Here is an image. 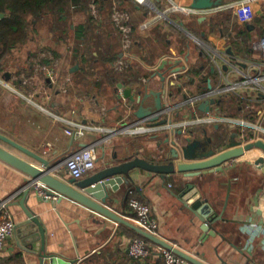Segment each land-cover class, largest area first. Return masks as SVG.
Here are the masks:
<instances>
[{"label": "crops", "instance_id": "crops-1", "mask_svg": "<svg viewBox=\"0 0 264 264\" xmlns=\"http://www.w3.org/2000/svg\"><path fill=\"white\" fill-rule=\"evenodd\" d=\"M190 1L138 4L134 0H104L101 20L93 24L90 12H79L77 6H68L62 13L45 6L36 14L19 11L12 29L4 23L0 26V134L55 163L52 175L66 182L72 178L65 170V159L88 146L95 149V167L77 181L133 157L166 164L167 137L183 146L186 138L204 143L206 138L215 141L222 134L223 140L212 143L216 149L235 133L239 138L246 134L249 141L256 137L264 140V104L260 102L264 94L260 47L264 0H221V5L206 15L173 14L144 31L136 30L156 18L165 6L189 7ZM10 5L17 4L11 0ZM110 5L128 12L134 27L128 68L113 78L106 74L110 65L105 53L109 57L117 52L118 60L123 51L117 29L105 16ZM0 14V22H6L10 10ZM46 52L53 56L43 60L53 69V80L49 70L39 68ZM234 60L241 65H235ZM252 62L254 67L249 65ZM118 84L131 88L134 102L122 97ZM159 91L166 107L161 118L169 122L132 133L133 112L140 106L137 100ZM210 98L221 102L210 105L208 113L202 112L199 107ZM152 100L150 96L145 106L152 107ZM34 103L48 106L66 121L103 130L87 129L80 138L67 136L66 123L40 112ZM177 128L183 130L181 136L173 134ZM114 129L126 132L110 135ZM105 137L109 141H104ZM245 156L244 162L224 164L220 171L190 178L177 172L134 168L128 184L119 185L115 192L109 190L112 200L105 207L142 228L128 209L130 197L140 199L148 204L158 224L154 235L205 264H264V226L260 224L264 219V173L254 164L263 152L252 150ZM26 180L21 172L0 161V221L11 220L22 230L27 216L18 202L24 198ZM187 184L194 186L190 194ZM198 198L218 217L210 223L216 232L213 236L200 230L196 212H205V206L193 210L191 205ZM24 205L39 218L44 241L38 237L26 242L23 232L14 233L0 251V264H165L157 245L149 241L150 252L145 258L131 257L129 244L139 238L132 228L67 198L44 199L34 191L29 192ZM257 225L262 226L261 231L253 228ZM32 242L38 250L31 249ZM44 253L56 258H40Z\"/></svg>", "mask_w": 264, "mask_h": 264}, {"label": "water", "instance_id": "water-1", "mask_svg": "<svg viewBox=\"0 0 264 264\" xmlns=\"http://www.w3.org/2000/svg\"><path fill=\"white\" fill-rule=\"evenodd\" d=\"M220 5L221 0H191L188 4L189 7L195 9H212L219 7ZM0 17H3V15L0 14ZM179 25L182 26L181 23H179ZM230 54L232 55V52ZM233 58L235 59L234 56ZM234 61L235 65H241L237 60ZM251 64L253 67L255 66L253 62L249 65ZM245 67L246 64L245 66L242 65V68ZM254 71L257 73V70ZM117 88L122 89L121 95L124 99L129 100L130 102L135 101L131 88H123L122 84H118ZM208 89H212L211 85H208ZM150 96H153V106L147 107L145 104L147 103V100L150 98ZM137 101L140 103V106L136 111L133 112V115L136 118V124L140 123L145 127H158L169 122L168 119L161 118V116L164 114L163 111L166 109L165 105L162 103L161 91L154 93L149 92V94H146L141 98L139 97ZM220 102L221 100L210 98L205 100L199 109L202 112L208 113L210 105H219ZM260 102L261 104H264V94L260 95ZM173 134L181 136L183 132L181 129L177 128L173 131ZM221 140H223V137L220 134L215 141L217 142ZM204 141L205 142L203 143L200 140H190L189 138H186L185 142L187 144L178 146L175 140H171L169 137H167L164 143L169 145L170 148L168 153L169 161L166 164H153L145 159L133 157L127 160V162L106 168L96 175H93L83 181H77L72 178L66 182L52 175L54 171L53 169L56 166L55 163L34 154L13 140L0 134V161L9 165L15 170H18L27 177L23 193L24 198L18 202V204L23 209L24 214L27 216L26 222H24L22 225L26 228L23 229V231L21 226H15L14 233L16 235H21L23 232L22 236L25 237L26 242H34L35 239L37 241L38 237L44 241V228L42 227L39 218L35 217L30 208L24 205V200L26 199L29 192L36 191L35 185L36 183H39L45 188L47 196L56 197L58 200L59 198H67L76 204L84 206L96 213L105 216L110 220L127 225L144 240L172 251L175 255L184 260L185 264H205L193 256L181 251L180 249L175 248L171 244H168L156 235L149 233L142 228L129 224L127 221L115 214L112 210L105 207L106 202H108V200H112L109 195V190L115 192L119 185L123 183L128 184V181L130 180L129 172L134 168H141L149 172L162 174H171L177 172L184 174L185 178H190L200 174H206L208 172L220 171L226 162L241 157L245 152L253 149H259L264 154V140L257 137L249 141L245 136L242 141L239 138V134L235 133L230 135L227 142H224V144H222V146L218 149L214 148L215 146L212 143L215 141H213L212 138H206ZM14 150L22 155L27 156L36 164H32L25 158H22L17 153H15ZM197 150L200 152L197 153ZM256 163L263 164L264 159L261 158ZM260 170L262 173H264V167H261ZM186 189L190 194L192 191H194V186L192 184H187ZM195 194L196 192L194 195ZM203 204L206 211L203 212L202 210L201 212L199 210L196 212L200 222L202 223L200 230H202L205 234L207 233L213 236L216 232L212 229L210 223L217 220L218 217L212 212V208L207 205L205 200H201L200 198H198L191 205L193 210H197ZM256 213L258 215L261 214L260 211H257ZM260 224L264 226V220H260ZM28 228H30L32 231H28ZM32 247L33 248L31 249H34L33 251L39 249V246L35 243L32 244ZM41 251H43L42 247ZM41 257L42 259L56 258L54 254L48 253H44V255L40 254V258ZM56 264H58V262Z\"/></svg>", "mask_w": 264, "mask_h": 264}, {"label": "built area", "instance_id": "built-area-1", "mask_svg": "<svg viewBox=\"0 0 264 264\" xmlns=\"http://www.w3.org/2000/svg\"><path fill=\"white\" fill-rule=\"evenodd\" d=\"M134 1L137 2L138 4H145L147 2V0H134ZM214 10H215L214 8H212V9H195V8L181 6V5H178L175 3H171L170 5L165 6L163 10L157 11L158 16L156 18L151 19V20H149L143 24L138 25L136 30L139 32L144 31L149 26L153 25L157 20H166L169 17H171L173 14H180L183 16H201V15H206L210 12H213ZM89 12H90V15L93 16V18L95 20H97V21L101 20L100 13H99V10H98V7H97V4L95 3V1H91L89 3ZM110 21L112 22V24L117 29V31L120 35L121 48L123 51V54H122L123 57L116 60L115 62H113L112 67H113V70L115 72H123L124 70H126L128 68V61H127L128 59L127 58H128L129 51H130V49L133 45V42H134V39H133L134 38V35H133L134 34V27L131 23L130 14L124 10H121L116 5L112 6V8H111ZM260 47H261V50L264 54V38L262 39V41L260 43ZM49 56L51 59L53 58V56L49 52H46L45 54L42 55V57L39 61V68H40V70H43V71L49 70L48 72L51 76L50 80H53V78H52L54 75V72H52L53 69L50 70L49 67L47 68V66L44 65V62H43L44 59H49ZM62 89L64 92H66V90L64 88H62ZM34 105H36V107L39 109L40 112L47 114L48 116H50L51 118H53L55 120L63 121L64 123H66L64 132L67 136L80 138V137H82L83 132L86 131L87 129L103 130L100 127L93 128V127L81 125L79 123H75L72 121H66L62 117H60L59 115H57L56 113L51 111L48 106L43 105V104H38V103H34ZM72 114L74 115L75 111H72ZM139 125H142V124H140V123L136 124L135 123V126H133L134 128L132 129L133 130L132 133L139 132V130H137V129H141L144 131L145 128L146 129L157 128V127H145L143 125L141 127H139ZM158 127H160V126H158ZM179 129H181V128H179ZM124 131H122L121 129L120 130L114 129V130L109 131V133H110V135H112V134H116L119 132L122 133ZM182 132H183V130H182ZM245 136L247 137L246 134H241L240 139L243 141V138ZM104 141H109V137H107V138L105 137ZM253 150H259V149H253ZM250 151H252V150H250ZM246 153L247 152H245L244 155H242L241 157L232 159V160L226 162L225 164L226 165H232V164H236L239 162H244L245 158H246V156H245ZM261 158L264 159V154H263V157L256 159L254 162V164L256 165L257 168L264 167V163L263 164H260V163L257 164L256 163ZM96 159H97V155H96L94 147L88 146L86 148L71 152L67 156V158L65 159V162H64L65 169L71 178H73L75 180H80L94 170ZM35 189H36V191H35L36 195L38 197L45 198V199L50 198L52 200H56V197L47 196V194L45 192V188L41 184L36 183ZM131 193L132 192H130V194ZM128 209L135 216L138 224L142 227V229H144L145 231H147L149 233L155 234V232L158 229V224H157L156 220L151 216V211H150V207L148 206V204H146L145 202L141 201L140 199H138L136 197H130L128 200ZM262 220H264V219H262ZM260 227H262V226L257 225L253 228L256 231H258V230L261 231ZM14 228H15V224L11 220L0 221V251L3 249L6 241L13 236ZM262 228L264 230V227H262ZM257 234H258V232H257ZM157 247H158V250L163 257L165 264H183V260L180 257H178L177 255H175L172 251L167 250L165 248H162L160 246H157ZM149 252H150V243H148L143 238H136V239L132 240L131 243L129 244V247H128L129 255L135 259H143L149 254Z\"/></svg>", "mask_w": 264, "mask_h": 264}, {"label": "trees", "instance_id": "trees-1", "mask_svg": "<svg viewBox=\"0 0 264 264\" xmlns=\"http://www.w3.org/2000/svg\"><path fill=\"white\" fill-rule=\"evenodd\" d=\"M17 5H10L11 0H0V11H4L6 8L10 10V17L7 19L6 22H0V26L4 23L5 26L9 27V28H13V26L17 23L18 19L16 17V15L18 14L19 11L23 10V11H30L31 13H38L41 11V9L45 6L48 7V9L50 11H54L57 10V12H66V9L68 8V6H77V10H79V12H85V11H89V3L91 1H95V3L97 4L99 13L102 15L103 14V9L104 7L102 6V2H104V0H24V2H21V0H13ZM113 6V5H112ZM112 6L110 5L109 9H108V14L105 15L107 16L108 20L110 19V13H111V8ZM18 9V10H17ZM22 12V11H21ZM90 14V13H89ZM90 22H97V20H95L93 18V16L90 15L89 18ZM77 32L79 30V28L76 29ZM1 33V31H0ZM3 34V33H2ZM78 34V33H77ZM81 37V36H80ZM106 55V63H109L110 67H108L109 69L106 71L107 75H110L111 78H113V75H117V74H121V73H117L113 70V67L111 66L112 63L114 62V60H116L118 58V53L115 52L113 54H111L109 57L107 55V53H105ZM87 61V59H86ZM124 72H122L123 74ZM116 80V79H115ZM120 81V80H119ZM116 82H118L116 80ZM114 82V83H116ZM139 236V235H137ZM139 238H141L139 236Z\"/></svg>", "mask_w": 264, "mask_h": 264}, {"label": "rangeland", "instance_id": "rangeland-1", "mask_svg": "<svg viewBox=\"0 0 264 264\" xmlns=\"http://www.w3.org/2000/svg\"><path fill=\"white\" fill-rule=\"evenodd\" d=\"M221 136H222V134H221ZM223 137V136H222Z\"/></svg>", "mask_w": 264, "mask_h": 264}]
</instances>
